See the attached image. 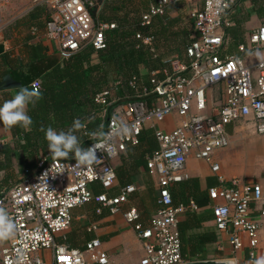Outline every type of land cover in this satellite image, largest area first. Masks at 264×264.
I'll return each mask as SVG.
<instances>
[{"label":"built area","instance_id":"1","mask_svg":"<svg viewBox=\"0 0 264 264\" xmlns=\"http://www.w3.org/2000/svg\"><path fill=\"white\" fill-rule=\"evenodd\" d=\"M12 1L25 2L29 9L41 4L50 9L44 38L55 44L62 60L85 46L103 49L104 32L115 28V23L100 21L93 14L106 0H0V11ZM180 1L157 0L141 14L140 25L165 16L170 2ZM196 1L199 6L188 11L195 34L185 48L186 61L165 60L162 74L150 72L146 83L133 78L128 82L133 98L111 97V91L122 87L120 81L95 96L102 115L107 114L110 104L116 108L108 117L103 136L93 135L86 147L97 146L98 159L92 165H82L77 159L41 158L33 174L24 173L18 184L0 191V207L8 211L15 224L14 235L1 250V264H116L97 238L86 242L81 250L58 240L69 230L73 211L90 202L99 205L97 213L107 209L110 215L122 214L132 226L143 249L140 264L185 263L177 225L181 216L198 208L192 201L174 205L170 190L188 180L184 171L188 157L209 162L217 177L218 184L207 189V208L215 231L227 236L232 253L245 250L249 263L264 255V187L239 178L226 183L217 175L219 166L211 163L213 152L229 145L226 126L230 123L249 120L254 134L264 135V59L248 65L240 57L220 56L221 30L232 0ZM135 37L151 45L149 37ZM263 47L264 22L238 50ZM216 85L221 88L222 103L216 113L208 115L206 92ZM29 86L39 90L40 80L31 81ZM172 114L180 119L173 131L155 128ZM121 126L129 131L116 135ZM147 126L157 143L156 150L145 159L148 173L156 178L157 210L141 223L134 207L123 209L136 190L132 184L119 187L116 195L108 192L116 183L111 161L128 146H137ZM94 184L99 185L100 193L92 192ZM95 229L90 225L87 230Z\"/></svg>","mask_w":264,"mask_h":264},{"label":"crops","instance_id":"2","mask_svg":"<svg viewBox=\"0 0 264 264\" xmlns=\"http://www.w3.org/2000/svg\"><path fill=\"white\" fill-rule=\"evenodd\" d=\"M96 1L101 3L102 0ZM132 1L140 2L146 11L157 0ZM27 6L25 2L12 1L0 11V55L9 53L11 54L10 57L23 60L21 67L11 70L4 78H0V104L11 99L20 86H29L31 81L35 79L40 80V76L54 66L55 55L58 54L55 44L44 38L45 25L43 26V24L45 23V17L41 16L37 18V21L28 22L26 15L30 12L31 8L29 9ZM181 6L185 7L187 11V13L183 14L187 16L191 31L183 33L185 35L181 42L175 43L173 41L174 48L171 47V43L168 45L167 51L170 53L161 56L163 63L165 60L172 58L179 59L180 61L187 60L185 57V44L195 34L193 24L188 17V11L199 6V3L196 0H181L177 3L170 2L165 16L174 20V27L183 18V14L180 13L182 11H179ZM124 7V0H106L93 14L100 21H113L117 16V10ZM224 21L225 24L221 30L223 45L220 50V56L240 57L248 65L257 60L264 59V47L255 50L246 48L243 52L238 50L239 46L247 45L249 35L263 24L264 0H232ZM37 41L42 46L44 58L31 64L26 63V56L24 55L25 44L30 45ZM257 51L260 55L255 54ZM156 54L160 56L157 51ZM62 61L60 58L57 63H61ZM6 69L4 64L0 62V74ZM139 73L143 78L150 74L145 67H141ZM255 76L253 74L254 78ZM2 81L5 82L3 83ZM220 89V86L216 85L206 92L208 105L206 113L208 115L216 113L222 103ZM115 108V104H110L107 109V117L111 115V112ZM179 123L180 119L175 114H172L156 123L155 128L168 133L173 131ZM147 130L153 131L149 126L145 127L141 132L143 136H141V143L139 142L136 147L128 146L122 155L111 161L116 174V183L108 192L109 195H116L119 187L125 184H132L136 190L129 196L128 202L123 206V209L134 207L140 216L139 221L141 223H146L157 210L156 178L151 176L145 167V159L157 147V143L151 135H144ZM24 131L28 130L24 129ZM226 132L229 137V145L224 149L215 150L211 156V163L219 166L217 175L221 176L226 183L233 178H239L256 181L264 187V135H255L252 122L249 120H237L230 123L226 126ZM18 138L13 127L8 128L0 125V165L9 167L0 171V180L3 181L1 184L3 188L15 181H21L24 173L34 171L37 160L43 155L41 151L31 154L18 149L16 144ZM45 143L47 145V141ZM243 148L246 159L243 161L240 169L236 170L234 165L224 163L225 159H228L234 150ZM46 150L49 151L48 147ZM71 158L76 157L70 153L66 159L70 160ZM223 163L225 164L224 166ZM24 168L28 169V171H22ZM184 171L188 175V180H197L201 191H207L208 188L218 184L216 175L211 172L209 162L188 157L185 162ZM146 193L148 196H146ZM95 206H97L96 203H89L81 207L83 211L80 214H75L74 210L72 224L63 235L64 238H58L59 242L64 241L66 235V242H64L68 247L81 248L84 244L80 239H76L75 231L78 229L84 230V238L89 239L93 237L99 239L102 249L109 254L116 264H140L143 257V249L137 240L132 226L124 221L122 214L110 215L107 209L96 213V211H93ZM205 212L208 213L210 220L202 222L200 228L187 231V236L190 234L212 232L216 240L215 242L206 244L203 253L190 261L232 259L235 261V264H250L245 250L235 255L232 253L227 243V236L215 231L209 208L206 207L199 213L203 214ZM183 218L184 215L180 217L179 221ZM90 225H95V231L85 233V230ZM7 241V238L0 237V264L1 250L6 246ZM262 246H264V240L262 241Z\"/></svg>","mask_w":264,"mask_h":264},{"label":"trees","instance_id":"3","mask_svg":"<svg viewBox=\"0 0 264 264\" xmlns=\"http://www.w3.org/2000/svg\"><path fill=\"white\" fill-rule=\"evenodd\" d=\"M120 11L121 9L117 10V16L113 21H105L115 23V28L104 32L105 47L103 49L96 51L90 46H85L61 63H56L50 70L45 71L40 76V98L34 105H29L27 109L28 115L31 116L33 121L31 130L24 131V128L13 126L17 137H19L16 143L18 149L31 154H35L38 151L43 152V155L36 162L35 170L29 172L30 174L36 171L37 163L41 158L65 160L54 157L50 151L46 150L44 129L51 126L58 131H68L73 120L79 119L84 124V127L75 130L74 134L77 135L81 147L86 148L92 141L93 133L98 132L99 135L97 136L101 137L107 126V114L102 115L100 107L94 102V98L98 93L106 88H111L114 82L120 81L122 87L117 91H111V97L120 98V100H123L124 96L133 98L134 91L128 87V82L136 78L146 83L148 79V76L145 78L141 77L139 73L141 67H145L149 73L159 71L160 74L166 69L163 58L156 54L153 42L159 37H163L164 40L170 38L169 33L174 27V20L169 19L167 16H158L154 17L149 25L141 26L140 16L142 12L137 19L129 22L127 16ZM49 14L50 9L41 4L32 7L26 17L28 22H32L43 16L46 23L49 19ZM137 34L149 37L152 44H143L141 40L136 39L135 36ZM191 41L192 39L185 46L189 45ZM167 44L169 45L170 43L168 42ZM25 45L24 55L26 56V63L31 64L44 58L42 46L38 41ZM10 55L9 53L0 55V62L8 69L1 72L0 78H4L8 72L23 65L22 59L10 57ZM109 73L114 76L109 78ZM2 82L4 83L5 81ZM144 135H151L154 139V134L151 130L145 131ZM141 136L139 138L140 143L143 137ZM74 159L76 158H71L70 160ZM4 168L9 167L0 165V171ZM22 171H28V169L24 168ZM19 182L20 180L15 181L11 185L6 186L5 189H9ZM2 183L3 181L0 180V186H3L1 185ZM92 192L94 194L100 193L99 185L94 184ZM170 194L174 205L187 204L192 201L198 208L197 211L185 213L184 218L177 225L182 242L181 254L183 260L187 262L203 253L206 244L216 240L212 232L190 234L188 236L186 233L189 230L200 228L202 222L210 220L207 212L199 213L207 207V191H201L197 180L190 179L172 186ZM98 207L99 205L95 206L93 211H96ZM88 232L86 229L85 233ZM83 233L84 230L78 229L75 231V237L80 239L85 245L93 237L85 239ZM66 237L65 235V242ZM64 241L62 240L61 242L65 243ZM84 245L76 249L81 250Z\"/></svg>","mask_w":264,"mask_h":264},{"label":"clouds","instance_id":"4","mask_svg":"<svg viewBox=\"0 0 264 264\" xmlns=\"http://www.w3.org/2000/svg\"><path fill=\"white\" fill-rule=\"evenodd\" d=\"M256 55H260L257 51ZM40 98L38 89H33L27 86H20L11 99L0 104V125L8 128L19 126L26 130H31L33 123L32 118L28 115L27 109L29 105H34ZM84 127V124L79 119H74L71 128L68 131L56 130L49 126L44 129L45 140L47 141L48 150L56 158L66 159L70 153L73 154L78 162L82 165H92L97 158V146L91 145L88 148H82L75 130ZM129 129L121 126L116 129V135L126 134ZM99 135V133H93ZM15 224L8 211L0 207V237L8 238L14 235ZM250 264H264V255H261L252 261Z\"/></svg>","mask_w":264,"mask_h":264},{"label":"rangeland","instance_id":"5","mask_svg":"<svg viewBox=\"0 0 264 264\" xmlns=\"http://www.w3.org/2000/svg\"><path fill=\"white\" fill-rule=\"evenodd\" d=\"M124 2H125V7L123 9H121L120 12L127 16L129 22H133L135 19H137V17L140 15V13L143 12L145 7H143V5H141V3L137 2V1L124 0ZM179 11H182V12H180L181 14L187 13V11L185 10V7H183V6L180 7ZM189 31H191L190 23L187 19V16L185 14H183V18H181L179 20V22L177 23V26L175 28L173 27L170 30V33H169L170 38L164 40L163 37H159L158 39H156L153 42V45L155 46L157 53L160 56H163V55H166L167 53H170L167 51L168 50V44L167 43L168 42L171 43V47L174 48L172 42L173 41L175 43L181 42L183 40L184 35H185L183 33L184 32L188 33ZM113 76L114 75L112 73H109V78H112ZM245 156H246V154L244 152V148L243 149H237V150H234L230 154V157L228 159H225L224 163L234 165L235 169L237 170V169H240V166L242 165L243 161H245V159H246ZM224 163H223V166L225 165ZM3 189H5V188H3V186H0V191H2ZM146 196H148L147 193H146ZM82 211H83V208L75 209L74 213L80 214ZM75 216H77V215H75ZM75 222H76V220H75ZM75 225H77V223H75Z\"/></svg>","mask_w":264,"mask_h":264},{"label":"water","instance_id":"6","mask_svg":"<svg viewBox=\"0 0 264 264\" xmlns=\"http://www.w3.org/2000/svg\"><path fill=\"white\" fill-rule=\"evenodd\" d=\"M60 59L59 54L55 55V62L54 65L57 63V61ZM183 264H235V261L232 259H226V260H203V261H190Z\"/></svg>","mask_w":264,"mask_h":264}]
</instances>
